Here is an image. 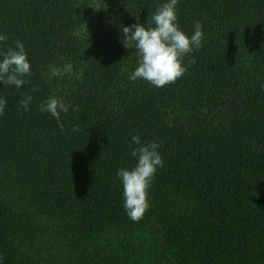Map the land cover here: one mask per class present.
<instances>
[{
	"label": "trees",
	"instance_id": "obj_1",
	"mask_svg": "<svg viewBox=\"0 0 264 264\" xmlns=\"http://www.w3.org/2000/svg\"><path fill=\"white\" fill-rule=\"evenodd\" d=\"M164 2L0 0L5 50L23 42L32 71L19 92L0 85V264H264V0H180L203 47L157 88L129 80L121 26ZM49 97L78 110L57 120ZM133 136L164 160L138 222L117 178Z\"/></svg>",
	"mask_w": 264,
	"mask_h": 264
},
{
	"label": "clouds",
	"instance_id": "obj_2",
	"mask_svg": "<svg viewBox=\"0 0 264 264\" xmlns=\"http://www.w3.org/2000/svg\"><path fill=\"white\" fill-rule=\"evenodd\" d=\"M179 2L180 0H165L151 16V20L147 21V26L139 22L121 26V43L126 49L134 48L138 58V66L129 80H143L157 88L173 84L187 71L183 65L184 58L203 47L205 34L199 21L193 24L190 36L180 29L177 16ZM8 41V35L0 32V85L4 89L15 88L19 92L32 75L31 62L23 42L17 39L13 46H8L5 50ZM31 103L32 96L26 95L20 106L27 112L31 110ZM7 108L6 96L0 94V116L4 115ZM70 109L78 110L77 106L56 97H49L40 105L41 112L48 113L57 120L61 113L67 114ZM132 141L137 145L131 151L135 166L119 169L117 178L123 188L125 212L129 219L138 222L151 208L149 191L158 170L164 166V160L156 141L142 142L139 136H133Z\"/></svg>",
	"mask_w": 264,
	"mask_h": 264
}]
</instances>
